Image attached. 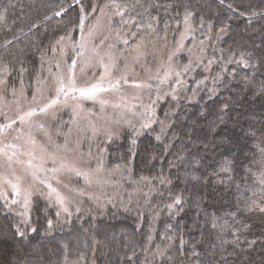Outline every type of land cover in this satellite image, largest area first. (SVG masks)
<instances>
[{"label":"trees","instance_id":"trees-1","mask_svg":"<svg viewBox=\"0 0 264 264\" xmlns=\"http://www.w3.org/2000/svg\"><path fill=\"white\" fill-rule=\"evenodd\" d=\"M104 3L133 44L189 22L202 60L156 124L107 145L133 200L61 218L35 197L26 221L0 195V264H264V0H0V86L30 87Z\"/></svg>","mask_w":264,"mask_h":264},{"label":"rangeland","instance_id":"rangeland-1","mask_svg":"<svg viewBox=\"0 0 264 264\" xmlns=\"http://www.w3.org/2000/svg\"><path fill=\"white\" fill-rule=\"evenodd\" d=\"M116 17L105 3L90 9L77 31L43 56L30 87L0 86V195L26 221L35 197L61 218L133 200L122 186L128 167L109 164L107 145L156 124L160 105L188 88L202 60L189 50V22L176 37L133 44ZM92 85L106 91L91 99L80 95Z\"/></svg>","mask_w":264,"mask_h":264},{"label":"snow or ice","instance_id":"snow-or-ice-1","mask_svg":"<svg viewBox=\"0 0 264 264\" xmlns=\"http://www.w3.org/2000/svg\"><path fill=\"white\" fill-rule=\"evenodd\" d=\"M59 92H64V86L61 85V87L58 89ZM80 91V95L85 97V98H93L95 96L96 92L99 91H106V89L100 88L98 85H92L90 88L88 89H79ZM66 94V93H65ZM53 104L56 103L55 100L52 101ZM45 109H41V111H44ZM26 115L31 116L33 115L32 112L27 113ZM21 120L24 119V117H20ZM14 123V122H13ZM4 127H8V125H4Z\"/></svg>","mask_w":264,"mask_h":264}]
</instances>
